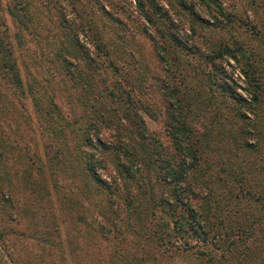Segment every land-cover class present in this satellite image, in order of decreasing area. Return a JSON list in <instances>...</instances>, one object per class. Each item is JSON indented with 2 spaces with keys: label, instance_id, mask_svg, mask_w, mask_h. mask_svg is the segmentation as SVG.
<instances>
[{
  "label": "rangeland",
  "instance_id": "rangeland-1",
  "mask_svg": "<svg viewBox=\"0 0 264 264\" xmlns=\"http://www.w3.org/2000/svg\"><path fill=\"white\" fill-rule=\"evenodd\" d=\"M0 1L4 7L6 0ZM87 1L91 0L78 4ZM100 1L113 16L104 17L101 8L83 12L87 23H75L72 30L79 44L97 54L88 27L97 28L109 41L117 67L101 68L103 76L97 75L85 88L79 82L81 75L68 74L69 65L66 73L49 58L61 44L59 37L51 39L47 32L57 23L50 4L32 17L27 29L0 9L20 79L17 82L0 66V264H264V0H185L201 19L195 24V36L199 35L195 44L203 57L191 45L192 17L178 0H154L166 12L164 18L154 14L151 24L136 0ZM147 1L145 9L151 12ZM37 3L31 4L38 7ZM60 3L71 20L67 6L71 0ZM172 24L177 25L181 41L194 50L186 52L170 43L183 72L178 76L179 68L174 67L173 80L190 91L193 110L188 119L200 133L202 125L213 119L209 135L197 141L203 148L201 165L192 167L184 182L188 205L210 224L207 242L184 233L187 221L179 217L183 205L171 214L173 184L156 182L153 172L143 169L146 184L141 180L139 187L124 180L122 188L124 178L113 155L102 152L95 138L89 145L80 143L83 128L95 121L100 107L101 112L112 113L114 122L129 128H135L136 110L172 173L180 170L183 157L168 137L159 89L163 81H172L151 42V38L170 42L166 31ZM31 30L35 37L36 30L49 36L33 40ZM217 41L240 47L243 55L237 52L240 61H236L223 54L213 62L223 69L221 83L246 99L242 120L231 106L217 119L214 96L207 89L210 82L201 75L213 71L204 55H210L209 44L214 50ZM99 135L103 141L114 139L104 128ZM86 154L91 162L95 158L96 174L111 184L109 189L91 180ZM152 193L155 199L148 200ZM129 194L135 199L134 209L127 203ZM144 209L149 210L141 215ZM220 218L223 223L217 227Z\"/></svg>",
  "mask_w": 264,
  "mask_h": 264
},
{
  "label": "trees",
  "instance_id": "trees-1",
  "mask_svg": "<svg viewBox=\"0 0 264 264\" xmlns=\"http://www.w3.org/2000/svg\"><path fill=\"white\" fill-rule=\"evenodd\" d=\"M209 1L215 2V0ZM79 2L80 0H71V3L67 5L71 7L68 12L71 11L73 13V17L71 20L68 19V13H65L66 6L60 3V0H6V4L4 5V7L0 6V9H3V11L9 13L14 21H16L18 24H21V27L27 29L29 26L28 23L34 20L32 19V17L36 14L40 15V13L42 12V7H46L48 6V4H50V7L53 8L57 14V23L52 28L48 29L47 32L52 34L51 39L55 38L56 36L57 38L59 37L61 40V44L57 45L55 52H52V57H48L56 61L60 65L61 70L63 68L66 73L68 71L65 67L69 65L71 72H68V74L72 76L75 73L81 75L82 78L80 77L79 82L83 86V88H85L86 85L89 84V82H91L97 75L103 76V70L101 68H111L115 71L117 64L115 63V58L112 57L111 47H109L107 44L109 41L105 42V38H102V33H100L97 28H94L93 26L88 27V30L90 32L89 36L92 40L90 44L95 47L97 54H91V50L88 47H86L84 44H79L78 34L76 31L72 30L75 26V23H77L78 25H82L84 21L87 23L88 20L83 17V12L94 13V10H98L101 8L104 17L109 18L112 17L113 14L105 10V8L103 7L104 5L100 0H91L87 1V3L84 4L80 3V5L78 4ZM171 2L172 1H167V4L171 5ZM178 2L181 6L188 9L190 13L192 17V23L188 30L191 31V33L195 36V33L197 32V29H195V24L198 21H201V19L192 9V7L190 8L188 5H186L185 0H178ZM31 3H37V6H39L34 7V5H32ZM147 3L151 7V12L145 9V0H136V4L142 11L144 18L148 23L151 24L154 22V14L159 13V16L161 18L165 17L164 14L166 11H162V6H159L158 4L156 5V3H154V0H148ZM0 4H2L1 1ZM219 6L221 5L219 4ZM35 23L36 25L40 24L39 21ZM243 24L245 25L246 23ZM46 27L47 26H45L44 29H46ZM144 29L147 30L146 27H144ZM199 30H201V28H199ZM72 31L75 33L71 34ZM161 31L164 33V30L161 29ZM177 31H179L177 25L172 24V26H168L166 31L168 32L166 36L170 37V42L167 39H164V41H162L163 43H159V41L154 38H151V42L153 44V47L156 49V54H159L158 57L163 63H165L164 66L166 65L165 71L167 73L168 81H172V83L170 84H168L166 80L163 81L159 89L162 90V98L165 106V112L163 113V115L165 118L164 121L168 137L172 140L174 149L183 157L180 162V170L177 171L176 174L172 173L171 169L167 166V163H165L166 160L162 159V155L155 147V143L157 142L156 139L154 138V136L147 133V129L144 126L143 119L136 110L134 112L136 117L132 121V124L135 125V128H129L128 126H121L120 122L119 124L114 122V119L110 116L112 113L107 110L101 112L100 109L102 107H100L98 112L95 114L97 116L95 121L93 123L87 124L83 128V139L80 143L83 145H89L95 138V140L97 141L96 144L102 152H109L107 154L113 155V157L115 158L114 165L116 167V170H118L124 178L122 185L118 183L122 188L125 186L124 180L137 182L139 187L142 186L141 183H139L141 180L142 182H144V184H146L148 175L145 178V176H143L144 171L153 172L156 182L164 183L166 185L169 183L173 184L174 190L173 192L169 193L171 203H168L171 214L174 215L176 213V208L183 205L184 210L181 211V215L179 217L187 221L186 224L188 225V230H185L184 233H187V236H196V238L203 239L204 242H207V238H209V234H211L210 224L206 221L203 213H201L200 211H196L195 213L190 204L188 205V203L190 202L187 199L185 200V198H187V195H185L184 193V190L186 189L184 182L189 180L188 177L190 175L191 168L195 167V165L197 164L201 165L203 148L199 147L200 142L197 141L201 139L203 135L205 136L206 133H208L209 135L208 131L212 126L211 124L213 122V119L210 120V124L202 125L201 133L199 129H195L193 127L192 123H190V120L188 119V114L190 115L191 111L193 110L191 109L189 102L190 91L181 89L180 82H174L173 80L172 75L176 73V70H173V68L176 66L179 68V59L176 55L173 54V49L170 43L173 45V48L179 47L180 50H185L186 52H190L193 49L197 51L198 46L195 44V40L197 39V37H199V35H196L193 38L194 43H192L191 45L195 48L191 50L190 48L192 47L188 48L187 45L181 41V39L183 38L179 33H177ZM40 32L41 31L36 30L37 35L35 37V33L33 35V30H31V39H39V41L47 39L49 34L47 33L46 35H44ZM10 35L11 34L9 32V27L6 21L0 20V66L1 68L7 70L8 73L12 75L13 79H16L17 82H19L20 79L18 75V69L16 67V59L13 55V46L11 43ZM162 36L165 38V34H162ZM17 41L20 44L22 43V41L19 39H17ZM49 42L52 47H54V40H50ZM66 42L69 47H67ZM213 44L215 46L214 50H210L212 43L209 44V51L211 52L210 55H204V57L207 59L209 58L208 60L212 63L214 62V58L222 57L223 54H228L236 61H240L237 52L241 55V57H243L240 52V47H234L233 45H229L219 41ZM197 52H199L200 56L203 57V53L201 51ZM8 57H10V60L8 59ZM78 63H81L83 68H81ZM213 67V71H203L201 75L206 76L205 78H208L210 82L207 89L210 92V97L211 95L214 96L213 104H215L216 106L214 107V109L216 115H218L217 119L222 118L223 109L226 106H231V108L234 109V115L237 117V119L242 120V118L244 117V111L242 107L246 102V99L233 91H229V87H227V85L224 86L221 83L222 80L220 78H222L221 72L223 69L215 63H213ZM179 71L180 72L178 73V76L182 75L183 73L180 68ZM243 72H245L248 78L250 77L248 71ZM198 74L200 73L198 72ZM105 81L106 80L102 78V82ZM94 85H99V82L95 80ZM102 88H104V86ZM261 91V89L258 90V92ZM195 93V95H199L198 92ZM114 97L116 96L114 95ZM253 97L255 98L254 95ZM127 99L130 103H134L129 98ZM142 108L147 110L146 107L140 105V109ZM120 118L121 117H119V119ZM103 128L113 134L114 139H112L111 142H107L105 140L103 141L102 138H100L99 134L103 131ZM239 147H242L240 143ZM142 154H146L147 156H141ZM87 155L88 154H86V156ZM89 155L86 157V170L90 175L91 180L98 185L105 184L109 189L111 184L107 183L106 181H102L101 178L96 174V165L94 164L95 158H93V162H91L92 159ZM156 166L157 172L154 173V171L156 170ZM241 167L242 166L239 165V168ZM200 175H203L202 171ZM126 199L127 203H130L132 209H134L135 199L133 198V196H131L130 194L126 195ZM153 199H155V197L152 193L148 200ZM157 200L163 203V199L161 200L158 198ZM154 201L152 205L156 203ZM148 210L149 209H144L143 212H141V215L146 214ZM221 221H223V219L220 218V222L217 223V227L222 226L223 222ZM193 223L196 225L194 228L192 226ZM213 231L218 230L214 229ZM213 234L214 233H212V235Z\"/></svg>",
  "mask_w": 264,
  "mask_h": 264
}]
</instances>
